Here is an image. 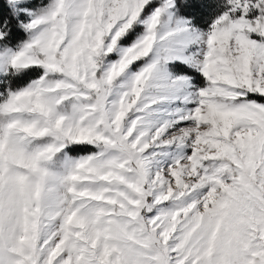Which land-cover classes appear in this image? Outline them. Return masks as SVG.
Returning <instances> with one entry per match:
<instances>
[{
	"label": "snow or ice",
	"instance_id": "snow-or-ice-1",
	"mask_svg": "<svg viewBox=\"0 0 264 264\" xmlns=\"http://www.w3.org/2000/svg\"><path fill=\"white\" fill-rule=\"evenodd\" d=\"M0 264H264V0H0Z\"/></svg>",
	"mask_w": 264,
	"mask_h": 264
}]
</instances>
